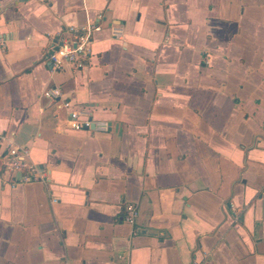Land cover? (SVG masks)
<instances>
[{"label":"crops","instance_id":"obj_1","mask_svg":"<svg viewBox=\"0 0 264 264\" xmlns=\"http://www.w3.org/2000/svg\"><path fill=\"white\" fill-rule=\"evenodd\" d=\"M9 143L48 180L7 182ZM0 264H264V0H0Z\"/></svg>","mask_w":264,"mask_h":264},{"label":"built area","instance_id":"obj_2","mask_svg":"<svg viewBox=\"0 0 264 264\" xmlns=\"http://www.w3.org/2000/svg\"><path fill=\"white\" fill-rule=\"evenodd\" d=\"M101 26L89 25L81 28L69 27L67 32H59L55 36L53 49L49 60L54 71H62L65 67L83 69L87 66L95 43L94 35L100 32ZM111 33L116 38L122 37L120 28H111ZM4 45V43H3ZM43 97L56 100L61 98V90L58 87L48 88ZM64 107L69 110V123L73 131L107 132L109 123L96 121L90 110L74 107L70 101L64 102ZM6 181L12 186L19 183L46 182L48 171L31 161L30 152L26 147H20L9 143L6 168L3 172ZM125 220L135 224L139 212L135 205L127 204L125 207Z\"/></svg>","mask_w":264,"mask_h":264}]
</instances>
